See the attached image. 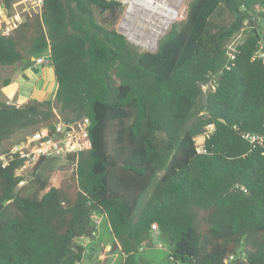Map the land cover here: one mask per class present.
I'll list each match as a JSON object with an SVG mask.
<instances>
[{
    "label": "trees",
    "instance_id": "1",
    "mask_svg": "<svg viewBox=\"0 0 264 264\" xmlns=\"http://www.w3.org/2000/svg\"><path fill=\"white\" fill-rule=\"evenodd\" d=\"M112 7L122 5L44 0L0 34V66L49 54L58 81L52 100L16 105L0 93V154L18 132L54 135L58 117L88 118L91 141L40 162L76 163L73 196L38 167L30 180L17 174L28 158L0 164V264L81 263L77 239L94 237V213L106 216L120 264H152L143 251L156 231L175 264H264V145L243 137L264 136V60L253 58L264 52V0H190L152 52L99 21ZM222 11L228 23L216 21ZM244 28L231 61L227 45ZM207 83L215 88L204 92ZM209 123L215 132L199 153Z\"/></svg>",
    "mask_w": 264,
    "mask_h": 264
},
{
    "label": "built area",
    "instance_id": "2",
    "mask_svg": "<svg viewBox=\"0 0 264 264\" xmlns=\"http://www.w3.org/2000/svg\"><path fill=\"white\" fill-rule=\"evenodd\" d=\"M120 3L122 7L126 8L128 13L129 8L142 14L146 13L147 18L142 22L138 20L134 23L136 28V35L131 38L124 28V21L120 23L122 34L126 37L127 41L133 45L138 46L142 50L156 51L160 39L170 30L172 25L178 22L186 15L187 8L186 0H107ZM44 5V0H13L11 7L6 5L5 0H0V34L10 36L15 29L25 20L28 13H41ZM264 10V8H263ZM127 16V14H126ZM244 28L240 33L235 35L227 45V53L230 60L236 57L237 46L245 38ZM247 31V30H246ZM147 39L146 43L143 40ZM262 47L255 53L253 58H262L264 60V52ZM51 63L50 55L45 54L36 58V64ZM211 83L202 84L201 88L204 92L208 91ZM90 121L84 118L80 121L70 125L58 124L56 133L50 135L47 129L32 134V138L11 148L8 152L0 154V164L6 167L11 159H14L16 154L19 157L28 158L26 163L34 157L38 156H55L58 154L64 155L71 152H79L91 147L88 127ZM62 127H65L62 130ZM215 124L209 123L206 125L204 132L196 138V148L199 153H207L206 141L215 132ZM243 137L248 140L253 146L257 144L264 145V136L256 133H244ZM25 163V164H26ZM24 164V165H25ZM18 174V171H17ZM26 180H21L20 185H24ZM98 216H101L98 214ZM234 258L230 255L225 261L229 262Z\"/></svg>",
    "mask_w": 264,
    "mask_h": 264
},
{
    "label": "rangeland",
    "instance_id": "3",
    "mask_svg": "<svg viewBox=\"0 0 264 264\" xmlns=\"http://www.w3.org/2000/svg\"><path fill=\"white\" fill-rule=\"evenodd\" d=\"M189 1L190 0H186V8ZM119 12V17L115 22L107 21L109 19V14L107 15V17L98 14V19L105 26L115 28L117 31L122 33V30L119 26L122 20L126 17V8L122 7L121 9H119ZM185 17L186 15L179 21L184 20ZM215 19L218 22L228 23L231 19V16L227 12L222 11L221 14L215 17ZM134 46L138 47L136 45ZM6 68L7 67L5 66H0V85L3 81V74L6 73ZM56 112H58L57 107ZM59 123L67 125L60 117H58L57 125ZM64 129L65 127H62V130ZM31 138V134L26 135V133L23 131L18 132L3 144V148H6V150H10L17 145L22 144L23 142L26 143L27 140ZM51 157H48L50 159L43 162L42 164L40 162L45 160L46 156L44 158H42V156L32 158L18 170V174L23 175L26 180H30L33 171L38 167L40 172L47 174L49 177L58 178L62 182L67 192L73 196L78 189L77 180L75 177L76 163L73 160L67 158L64 159L62 157ZM194 211L196 213L197 227L199 229H203L206 226V222L204 220V211L199 208H195ZM99 215L101 216H98V213H94L93 216L96 228V231L93 235L94 237L83 236L77 239V243L85 246L87 250L82 262L78 264H120L123 261V254L120 250L117 240L111 233V229L108 226L109 223L107 222L106 216H104L103 214ZM154 236L156 240L155 245L152 248H147L143 251L144 257L150 259L152 261V264H175L173 258L170 255L167 244L162 239L158 238L159 234L157 231L154 233Z\"/></svg>",
    "mask_w": 264,
    "mask_h": 264
},
{
    "label": "crops",
    "instance_id": "4",
    "mask_svg": "<svg viewBox=\"0 0 264 264\" xmlns=\"http://www.w3.org/2000/svg\"><path fill=\"white\" fill-rule=\"evenodd\" d=\"M7 67L0 85L1 98L8 103L22 105L33 100H52L58 88V81L51 63L36 64L30 58ZM109 226V225H108ZM110 228V226H109Z\"/></svg>",
    "mask_w": 264,
    "mask_h": 264
},
{
    "label": "bare ground",
    "instance_id": "5",
    "mask_svg": "<svg viewBox=\"0 0 264 264\" xmlns=\"http://www.w3.org/2000/svg\"><path fill=\"white\" fill-rule=\"evenodd\" d=\"M146 13L142 14L140 12H136L135 10H132L130 7L126 16V19L124 21V28L128 32L129 36L134 39L136 35V28H134V23L138 20L141 24L142 22L147 18L145 16ZM145 18V19H144ZM147 39L143 40V43H146Z\"/></svg>",
    "mask_w": 264,
    "mask_h": 264
},
{
    "label": "flooded vegetation",
    "instance_id": "6",
    "mask_svg": "<svg viewBox=\"0 0 264 264\" xmlns=\"http://www.w3.org/2000/svg\"><path fill=\"white\" fill-rule=\"evenodd\" d=\"M119 8H117V11H116V13H115V15H112V11L110 12H107V14L106 13H103V12H101L100 13V15H102V16H105V17H107V15L109 14V16H108V22H112V19H114V18H118L119 17Z\"/></svg>",
    "mask_w": 264,
    "mask_h": 264
},
{
    "label": "water",
    "instance_id": "7",
    "mask_svg": "<svg viewBox=\"0 0 264 264\" xmlns=\"http://www.w3.org/2000/svg\"><path fill=\"white\" fill-rule=\"evenodd\" d=\"M110 10L112 11V15H115V13H116V11H117V7H112ZM110 10L107 9V10L105 11V13L107 14V12H109ZM117 19H118V18H114V19H112V22H115ZM44 157H45V156H42V158H44Z\"/></svg>",
    "mask_w": 264,
    "mask_h": 264
}]
</instances>
